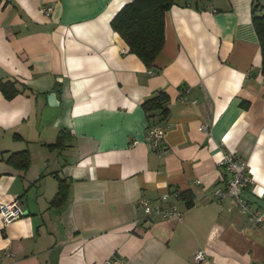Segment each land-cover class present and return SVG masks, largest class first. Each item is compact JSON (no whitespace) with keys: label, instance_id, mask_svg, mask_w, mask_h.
I'll return each instance as SVG.
<instances>
[{"label":"crops","instance_id":"obj_1","mask_svg":"<svg viewBox=\"0 0 264 264\" xmlns=\"http://www.w3.org/2000/svg\"><path fill=\"white\" fill-rule=\"evenodd\" d=\"M130 1L0 0V82L17 90L8 99L0 89V205L18 200L24 211L6 227L0 216V264H196L202 249V264H264V224L214 194L228 183L221 162L232 151L264 204L252 21L264 0H173L152 67L112 25ZM160 92L166 117L143 107ZM154 124L167 128L160 147L149 140ZM62 130L64 146L51 148ZM58 179L68 193L53 207ZM141 199L175 203L181 215L149 218Z\"/></svg>","mask_w":264,"mask_h":264},{"label":"trees","instance_id":"obj_2","mask_svg":"<svg viewBox=\"0 0 264 264\" xmlns=\"http://www.w3.org/2000/svg\"><path fill=\"white\" fill-rule=\"evenodd\" d=\"M172 5L173 0H132L124 5L112 21L114 29L127 43L130 52L138 55L148 67L153 66L164 47L165 15ZM252 21L262 49L264 73V14L259 13L256 4L252 8ZM0 89L8 99L17 93L9 81L0 82ZM167 101V95L160 92L158 96L144 102L143 107L148 113L161 110L163 117H166ZM64 134L65 130L60 131L57 142L50 147L64 146ZM19 156L22 159V166L26 169L30 163L28 152H22ZM67 193L68 183L66 180L58 179V192L51 202L52 206H60L66 200Z\"/></svg>","mask_w":264,"mask_h":264},{"label":"built area","instance_id":"obj_3","mask_svg":"<svg viewBox=\"0 0 264 264\" xmlns=\"http://www.w3.org/2000/svg\"><path fill=\"white\" fill-rule=\"evenodd\" d=\"M42 12L49 16L52 12V8L44 7ZM182 99L184 100L185 97L183 96ZM166 129L167 128L165 126L160 124L150 126L149 140L154 147L161 146ZM201 130L206 132L207 127L202 126ZM221 165L226 169L230 177L227 185L224 188H217L214 194L219 199L224 197L230 198L233 208L239 209L244 214H247L256 226L263 225L264 213L252 209L251 204L243 197V193L245 191H250L255 183L250 175L248 161L238 153L231 151L224 154ZM168 199V194L163 196L164 201H167ZM139 205L149 218L161 217L163 219H168L181 215V212L175 203H172L169 207L164 208L161 206H153L147 199H141L139 201ZM23 215L24 211L18 200L0 205V216L4 227L20 219ZM193 259L196 264H202L209 261L210 257L207 254V251L202 249L195 252ZM104 264H120V261L117 259H110L105 261Z\"/></svg>","mask_w":264,"mask_h":264},{"label":"water","instance_id":"obj_4","mask_svg":"<svg viewBox=\"0 0 264 264\" xmlns=\"http://www.w3.org/2000/svg\"><path fill=\"white\" fill-rule=\"evenodd\" d=\"M50 99L55 100V96H50ZM243 197L248 201L250 204H257L259 206H262L264 208V204L262 201H260L258 198H256L254 195H252L249 191H245L243 193ZM26 214V213H25Z\"/></svg>","mask_w":264,"mask_h":264}]
</instances>
